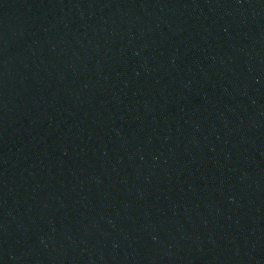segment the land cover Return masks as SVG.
I'll return each instance as SVG.
<instances>
[{
  "label": "water",
  "instance_id": "water-1",
  "mask_svg": "<svg viewBox=\"0 0 264 264\" xmlns=\"http://www.w3.org/2000/svg\"><path fill=\"white\" fill-rule=\"evenodd\" d=\"M0 264H264V0H0Z\"/></svg>",
  "mask_w": 264,
  "mask_h": 264
}]
</instances>
